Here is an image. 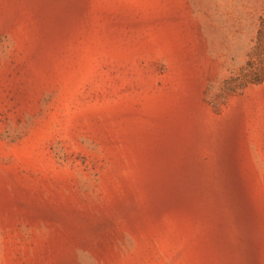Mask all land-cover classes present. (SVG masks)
Wrapping results in <instances>:
<instances>
[{
	"label": "rangeland",
	"instance_id": "rangeland-1",
	"mask_svg": "<svg viewBox=\"0 0 264 264\" xmlns=\"http://www.w3.org/2000/svg\"><path fill=\"white\" fill-rule=\"evenodd\" d=\"M0 264H264V0H0Z\"/></svg>",
	"mask_w": 264,
	"mask_h": 264
}]
</instances>
